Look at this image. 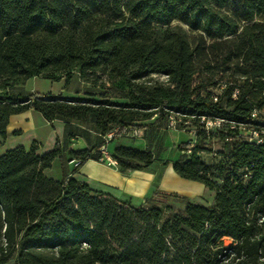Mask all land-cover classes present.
I'll list each match as a JSON object with an SVG mask.
<instances>
[{"label":"trees","instance_id":"trees-1","mask_svg":"<svg viewBox=\"0 0 264 264\" xmlns=\"http://www.w3.org/2000/svg\"><path fill=\"white\" fill-rule=\"evenodd\" d=\"M75 71L104 93L16 88ZM30 108L63 120L64 136L44 152L33 140L0 154V264H264V0H0L1 139ZM171 116L191 133L172 168L213 190L211 204L176 194V207L159 188L135 203L66 172L71 158V173L97 160L108 131L115 140ZM208 118L223 123L206 129ZM76 123L96 131L94 144L68 147L89 133ZM111 153L122 171L154 158L123 144ZM56 157L58 179L44 173Z\"/></svg>","mask_w":264,"mask_h":264},{"label":"rangeland","instance_id":"rangeland-1","mask_svg":"<svg viewBox=\"0 0 264 264\" xmlns=\"http://www.w3.org/2000/svg\"><path fill=\"white\" fill-rule=\"evenodd\" d=\"M154 77H158L159 79L164 78V76ZM16 88H23L26 91H35L39 93H61L65 97L84 96L85 91H95L97 94L104 93V91L100 90L97 86H92L91 84L82 81L77 71L73 73L68 83L65 82L63 77L58 80H51L41 76H32L27 78L24 82L17 84ZM167 122V118L165 117L155 126L136 127L135 132L127 129L125 134H122L118 139H110L108 141V150L112 152L116 144L122 143L123 145L149 149L153 152L154 158L152 163L145 166L141 171H136L137 175L140 177L138 182L140 184L142 183V177H152V183L147 191L148 194L153 192L155 188H159L162 191L158 195L159 198L163 201L172 202L176 207L182 206V203L176 199V194L178 196L184 195L189 200L195 202L211 204L214 197L213 190L207 188L200 181L181 177L173 170L172 162L180 155V151L176 148V144L191 138V133L169 127ZM219 149H221L220 146L214 144L211 151L202 153V155L207 162H213L217 159L216 154ZM111 166L124 174H128L132 171L128 169L123 171L120 170L117 161ZM84 168L85 170H88L90 167L86 165ZM90 173L91 174L88 176L92 178L96 177V179H101L102 177L111 180L115 179V177L110 176L106 172L91 171ZM81 174L78 173L77 178L84 181L85 179ZM46 175L53 178H59L61 176L60 166L53 164L47 170ZM104 188L124 199H129L130 197L133 199L134 197V195L131 196L124 191H117L110 187V185H105ZM230 242V238H224L225 244H229Z\"/></svg>","mask_w":264,"mask_h":264},{"label":"crops","instance_id":"crops-1","mask_svg":"<svg viewBox=\"0 0 264 264\" xmlns=\"http://www.w3.org/2000/svg\"><path fill=\"white\" fill-rule=\"evenodd\" d=\"M76 124H78L82 128L88 129L89 133L85 136L81 133L73 136L70 142L68 143V147L72 149H81L94 144L97 134L96 131L91 129V126L89 124ZM64 126L65 122L63 120L55 119L50 122L46 120L39 111L31 108L19 113L12 114L10 115L8 123L6 125V136L3 139L0 138V154L6 149L12 148L20 144L24 146H29V144L33 140H36L39 144V152L47 151L53 147L57 137L62 140L64 136ZM53 164L60 166L62 174V168L60 165L59 158L56 157L52 161L51 166ZM86 165L89 166L91 169L89 168L88 170H85L84 167ZM50 167L44 169L45 174ZM65 168L68 175L74 176L76 178L78 177V173H82L81 175L84 177V181L86 183H89L93 188L105 190L115 195L112 191H109L108 189L106 190L104 188L105 185H110V187L117 191H124L126 194H129L131 196L134 195L133 199L131 197L129 199L135 203L142 202L147 196L152 193H147L150 184L152 183L151 176H147L146 178L142 177V183H138L140 177L137 175L136 171H141L142 169L132 170L128 174H124L121 173L115 167H112L111 165H108L106 163L98 162L95 159H87L86 161L81 163L78 170L73 173H71L73 169V164L67 162L65 164ZM91 171L106 172L110 176L115 177V179L111 180L103 177L101 179H96V177L92 178L88 176L89 174H91ZM117 197L121 198L119 196ZM10 263L11 261H6L1 264Z\"/></svg>","mask_w":264,"mask_h":264},{"label":"built area","instance_id":"built-area-1","mask_svg":"<svg viewBox=\"0 0 264 264\" xmlns=\"http://www.w3.org/2000/svg\"><path fill=\"white\" fill-rule=\"evenodd\" d=\"M237 90L234 91V94H236ZM256 114V111H253L252 115H255ZM204 125H205V128L206 129H209V128H217V127H220L223 123V120L222 119H205L204 120ZM168 126L169 127H172V128H175L176 126V122L174 120V118L171 116L169 121H168ZM130 130H132V132H135V127L133 128H128ZM127 131V129L124 130V132L122 134H125V132ZM115 130H111V131H108L107 133H105L103 135V138H104V142L98 147V150H99V156L97 158V161L98 162H101V163H106L108 165H114L116 163V159L114 158V156L112 155V153L108 150V147H107V143L108 141L112 138L113 134H114ZM245 135H248L249 139L253 138V139H256L257 142L260 141V138H258L257 136V133L256 132H253V135L250 134H246V132H244ZM79 159H76V158H71L68 163H71L73 165H77L79 164Z\"/></svg>","mask_w":264,"mask_h":264}]
</instances>
